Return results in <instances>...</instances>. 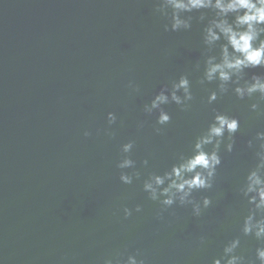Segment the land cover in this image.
<instances>
[{"label":"water","instance_id":"water-1","mask_svg":"<svg viewBox=\"0 0 264 264\" xmlns=\"http://www.w3.org/2000/svg\"><path fill=\"white\" fill-rule=\"evenodd\" d=\"M153 8L154 0H0L3 264H103L117 249L125 260L139 252L146 264H211L237 236L246 259L255 260L260 242L240 231L248 205L239 187L255 163L247 143L264 131V116L250 111L254 100L231 92L207 105V90L216 85L201 86L195 69L203 66V25L194 20L189 31L165 32L168 21ZM181 74L192 82V107L166 105L172 120L157 134L156 114L147 115L143 105ZM213 108L241 124L233 152L221 151L213 188L193 194L213 204L200 217L174 205L160 218L142 181L190 152ZM108 112L117 116L111 127ZM129 140L141 179L125 185L116 164ZM124 207L133 210L127 219ZM202 236L209 244L197 252Z\"/></svg>","mask_w":264,"mask_h":264},{"label":"clouds","instance_id":"clouds-1","mask_svg":"<svg viewBox=\"0 0 264 264\" xmlns=\"http://www.w3.org/2000/svg\"><path fill=\"white\" fill-rule=\"evenodd\" d=\"M154 14L165 18V32L189 31L193 21L203 25L201 44L203 46V66L197 63L195 69L201 71L198 83L201 86L215 83L216 87L208 89L207 105L231 92L238 100H254L249 109L257 117L264 116V74H252L249 69L264 68V0H154ZM198 14V15H194ZM127 87L135 93L139 85L129 81ZM194 100L192 82L187 74H181L163 85L149 102L143 105L147 115L156 114L154 131L160 134L172 117L165 106L175 104L181 111H189ZM212 117L200 134L191 143L190 152H179L170 169L162 174L150 172L142 181V190L148 199L160 205L157 216L174 205L190 206L194 217H200L204 210L212 206L213 200L203 196L197 200L194 193L213 188L217 169L222 164L221 151L233 152L236 134L240 131V120L228 112L212 109ZM117 122L113 112L107 113L109 127ZM144 122L138 123L142 128ZM106 134L115 133L106 129ZM85 137L90 132H83ZM135 141L129 140L120 146L121 159L116 167L120 170L119 180L125 185L141 179V172L131 153ZM247 146L254 150L255 163L243 177L239 187L240 195L248 205L247 214L243 216L240 231L243 236H251L260 245L255 248V260H247L241 249L240 237L227 241L222 254L214 257L211 264H264V131H257ZM148 159L142 161L147 167ZM131 169V172L123 171ZM135 212L142 207L137 205ZM133 210L124 207L123 215L127 219ZM209 244L201 237L197 252ZM115 250L103 259V264H146L141 254L127 255ZM0 264H3L0 258Z\"/></svg>","mask_w":264,"mask_h":264}]
</instances>
